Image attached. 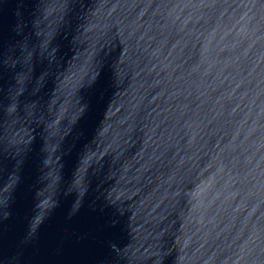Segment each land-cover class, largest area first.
Wrapping results in <instances>:
<instances>
[{
  "label": "water",
  "instance_id": "95a60500",
  "mask_svg": "<svg viewBox=\"0 0 264 264\" xmlns=\"http://www.w3.org/2000/svg\"><path fill=\"white\" fill-rule=\"evenodd\" d=\"M0 264H264V0H0Z\"/></svg>",
  "mask_w": 264,
  "mask_h": 264
}]
</instances>
